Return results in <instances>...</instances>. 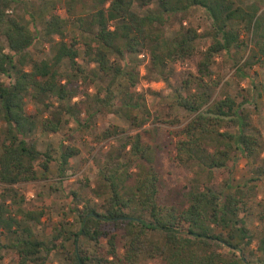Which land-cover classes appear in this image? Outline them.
Instances as JSON below:
<instances>
[{
    "label": "trees",
    "instance_id": "16d2710c",
    "mask_svg": "<svg viewBox=\"0 0 264 264\" xmlns=\"http://www.w3.org/2000/svg\"><path fill=\"white\" fill-rule=\"evenodd\" d=\"M14 2L0 0V123L4 124L0 143V225L13 231V217L8 214L2 218L8 212L5 201L20 203L24 199L13 185L38 178L36 161L46 171L53 160L50 147L41 151L34 141L25 139L35 122L34 115L26 109L27 97L42 104L37 111L42 132L55 133L67 122L66 114H74L78 101L72 103L73 96L86 93L82 85L71 83L70 75L81 76L86 83L101 73L109 80L108 91L123 78L121 93L125 97L120 105L131 125L141 126L150 114L144 102L132 99L138 71H125L127 56L146 52L150 67L163 72L168 62L193 55L201 35L195 26L184 25L182 20L189 8L201 6L211 21L206 35L212 41L200 52L197 73H188L181 83L184 91L177 90L171 99V105L190 115L174 131L178 137L171 158L179 164L193 163L194 181L202 175L205 180L186 192L184 206L161 202L160 176L153 146L145 137L147 129L125 134L118 145L107 150L104 164L98 167L94 194L100 202L92 205L86 200L73 209L79 226L56 245L64 248L63 242L72 240L71 247L63 251L66 264H141L147 258L158 259L162 264H247L239 252L238 240L248 245L253 237L239 212L254 199L256 182L264 176V140L233 96L224 94L210 101L221 81L211 64L218 53L243 42L236 27V23H242L251 42L247 63L264 67V20L257 13L259 4L255 1L241 6L233 0H140L143 6L156 5L140 12L134 8L135 0H97L89 25L84 27L82 18L76 15L77 0H65L64 12L53 11L44 20L45 33L58 37L52 56L38 60L27 52L36 35L28 29L23 16L13 10ZM178 13V29L168 35L165 26ZM70 23H76L87 36L65 39ZM78 45L84 60L96 65L91 76L86 75V68L78 61ZM114 54L118 59L113 60ZM63 63L71 71L69 74L62 72ZM252 87L264 105V80ZM141 106L145 113L139 118ZM80 114L79 110L76 117ZM77 120L84 124L81 118ZM176 121L165 119L169 123ZM124 132L125 128L117 125L99 133L95 141ZM78 153L73 145L61 146V175L69 158ZM237 159L243 160L250 173L245 183L227 184V190L209 185L214 169L230 167ZM42 214V210L27 213L36 221ZM260 218H264L263 213ZM22 232V238L1 246L10 250L15 264H45V243L34 237L30 228L25 227ZM156 234L161 243L153 239ZM80 238L91 242L92 250L83 246ZM256 248L262 257L253 264H264V233Z\"/></svg>",
    "mask_w": 264,
    "mask_h": 264
},
{
    "label": "rangeland",
    "instance_id": "374dc122",
    "mask_svg": "<svg viewBox=\"0 0 264 264\" xmlns=\"http://www.w3.org/2000/svg\"><path fill=\"white\" fill-rule=\"evenodd\" d=\"M235 5L246 6L255 1L259 4L258 14L264 20V0H233ZM17 2V4L15 3ZM12 6L27 22L28 29L35 33L27 52L34 59H49L53 53V44L58 37L51 36L44 31V20L53 12H64L65 0H15ZM97 0H77L75 3L76 15L80 16L83 26L89 25L90 14L96 8ZM148 7H156L155 4L148 6L140 5V0H135L134 8L144 12ZM149 8V9H150ZM181 14L171 16L170 22L165 26V32L172 35L179 26ZM184 25H193L199 31L201 37L197 40L195 53L184 59H174L168 62L163 72L152 69L146 52H141L135 56H127L129 63L124 65L125 71H138V79L133 87L132 99L144 102V107L150 116L141 126L131 125L125 117L124 109L120 102L125 97L121 91L124 90V80L118 79L111 90L108 91V78L98 74L95 80L86 83L82 82L81 76L70 75L73 85L80 84L86 93L80 96H73L71 102L78 101L73 110L74 114H66L67 122L61 125L59 131L55 133L42 132L40 127L41 115L39 112L42 104L35 103L27 97L26 109L34 115V127L25 135L27 141H34L41 151L47 147L51 148L52 158L48 170L42 171L39 162L36 161L38 178L20 182L13 185L19 194L24 195L20 203H12L6 199L8 212L2 214V218H7L8 214L15 222L9 231L0 225V256L2 264H15L11 259L10 250L1 245H8L16 238H22V229L27 227L34 237L45 243V250H48L45 264H66L64 249L71 247V239L59 243V239L68 236L72 231H76L79 220L73 211L77 206L81 207L84 201L89 200L90 204L97 205L100 199L95 196L94 190L97 187L98 167L104 164L107 150L114 145H118L125 134L147 129L145 137L153 146L156 169L160 176V201L182 207L186 204V192L193 185L201 184L205 176H200L194 181V164H179L172 160L171 155L175 152L174 142L177 139L175 130L182 126L189 118V113L179 106L171 105V99L175 92L184 91L181 87L182 80L188 73H197L196 62L200 57V52L212 41L206 35L210 31L211 21L206 10L201 6L189 8L182 20ZM240 29L243 42L236 47H231L228 51L218 53L211 64L212 69L217 72L221 81L213 90L210 101L215 98L229 94L235 98L240 109L249 116L254 127L261 132L264 140V105L261 98L257 96V89L252 85H258L264 80V67L256 63L249 65L251 42L247 39V27L242 23H236ZM67 37L81 38L87 36V32L79 30L77 24L70 23L66 27ZM89 35V33H88ZM79 47L78 61L86 68V75L91 76L96 70L93 62L84 60L83 50ZM113 60L118 59L114 54ZM120 62H122L120 60ZM123 63V62H122ZM64 73L71 72L66 63L61 65ZM71 74V73H70ZM63 81V80H62ZM105 98V99H104ZM107 102H106V101ZM56 105V101L53 102ZM141 106L138 113L140 118L144 112ZM47 110L43 115L48 114ZM81 111L80 116L84 124H80L76 114ZM165 119H175L174 123L165 122ZM85 122L87 125H85ZM120 125L125 128L124 133H117L104 138L98 142L95 138L105 129L114 128ZM3 134L0 133V143ZM62 145H73L79 149V153L69 158L68 165L65 166L64 173H59V152ZM248 172L243 160L237 159L231 163L230 167L214 169L209 185L227 190V184H242L247 181ZM1 191V186H0ZM72 191L75 192L72 193ZM256 195L249 202L244 211L239 212V216L245 221V225L252 235V241L247 245L241 240L239 244L241 252L247 264H253L262 257L261 252L256 248L259 238L264 233V176L256 182ZM254 200L256 201L254 203ZM1 201V195H0ZM43 211L38 221L28 217V211ZM26 236V234L24 235ZM153 239L161 243V238L156 234ZM83 246L91 249L92 243L80 238ZM229 254V250H222ZM32 264V263H30ZM141 264H162L158 259L147 258Z\"/></svg>",
    "mask_w": 264,
    "mask_h": 264
},
{
    "label": "crops",
    "instance_id": "0c3cea01",
    "mask_svg": "<svg viewBox=\"0 0 264 264\" xmlns=\"http://www.w3.org/2000/svg\"><path fill=\"white\" fill-rule=\"evenodd\" d=\"M2 132V134H3V132H4V124L3 123H0V133Z\"/></svg>",
    "mask_w": 264,
    "mask_h": 264
}]
</instances>
